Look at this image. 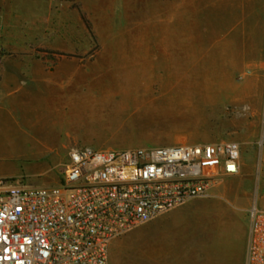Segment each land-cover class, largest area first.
Instances as JSON below:
<instances>
[{
  "label": "rangeland",
  "instance_id": "1",
  "mask_svg": "<svg viewBox=\"0 0 264 264\" xmlns=\"http://www.w3.org/2000/svg\"><path fill=\"white\" fill-rule=\"evenodd\" d=\"M118 41L149 45L122 63L105 60L104 44ZM4 81L30 102L15 107L14 125L1 133L4 185L55 187L77 146L257 142L264 129V0H0ZM73 99L84 110L78 123L52 125L50 111L68 120ZM215 192L116 238L109 263L195 264L205 255L207 264H222L223 252L235 259L243 249L245 257L248 210ZM197 217L200 231L192 229Z\"/></svg>",
  "mask_w": 264,
  "mask_h": 264
},
{
  "label": "built area",
  "instance_id": "2",
  "mask_svg": "<svg viewBox=\"0 0 264 264\" xmlns=\"http://www.w3.org/2000/svg\"><path fill=\"white\" fill-rule=\"evenodd\" d=\"M240 144L67 152L55 187L0 181V264H110L111 243L237 175ZM244 264H264V210L247 211Z\"/></svg>",
  "mask_w": 264,
  "mask_h": 264
},
{
  "label": "crops",
  "instance_id": "3",
  "mask_svg": "<svg viewBox=\"0 0 264 264\" xmlns=\"http://www.w3.org/2000/svg\"><path fill=\"white\" fill-rule=\"evenodd\" d=\"M228 1V0H221ZM233 4L236 0H230ZM161 44V42H160ZM149 45L148 42H107L104 44L102 57L105 60L117 61L122 63V58H133L134 55L138 54L139 47ZM132 48V51L127 54L126 48ZM134 52V53H133ZM69 72L65 73L68 74ZM79 75V74H78ZM71 78H74V74H70ZM84 77L80 76V79ZM0 137L1 133L8 135V129H10L15 123L14 110L16 106L23 107L29 105L30 102L25 101V95L20 92V89L15 88V85L9 84V82H1L0 84ZM86 99V98H85ZM82 99L83 103L87 104L88 101ZM45 105L57 107L60 105L57 101L48 100L43 102ZM78 99H73L70 106V113L68 120L65 119L64 115L60 113H53L49 115L52 125L66 126L71 128L77 124V118L75 115L82 109H79L77 105ZM76 118V120H75ZM25 119V118H24ZM23 119V120H24ZM49 120V121H50ZM52 139H45L44 142L50 143ZM240 144V143H239ZM58 182H55L57 184ZM215 193H220L225 200L232 201L243 205L248 210L251 204L255 203L258 208L264 210V129L257 142H246L240 144V168L237 175L224 176L222 177L220 184L215 188ZM244 234L245 231L243 228ZM223 263L222 264H243L244 262V249L237 257L232 258L223 252ZM195 264H207L205 255L202 257L198 256ZM221 264V263H220Z\"/></svg>",
  "mask_w": 264,
  "mask_h": 264
},
{
  "label": "bare ground",
  "instance_id": "4",
  "mask_svg": "<svg viewBox=\"0 0 264 264\" xmlns=\"http://www.w3.org/2000/svg\"><path fill=\"white\" fill-rule=\"evenodd\" d=\"M96 87H99L100 89H101V87H102V89H104L105 87H104V85L103 84H98V85H96ZM97 89V88H96ZM191 225V224H190ZM191 226H193V225H191ZM206 226V225H205ZM205 228V227H204ZM193 230H199L200 231V229H202V224H201V218H196V219H194V226H193V228H192ZM215 226H214V228H213V231H211V233H212V236L213 235H215L214 233H215ZM183 233V232H182ZM221 245V244H220Z\"/></svg>",
  "mask_w": 264,
  "mask_h": 264
},
{
  "label": "trees",
  "instance_id": "5",
  "mask_svg": "<svg viewBox=\"0 0 264 264\" xmlns=\"http://www.w3.org/2000/svg\"><path fill=\"white\" fill-rule=\"evenodd\" d=\"M82 19L86 22V20H85V18H84V16H82ZM87 23V22H86Z\"/></svg>",
  "mask_w": 264,
  "mask_h": 264
}]
</instances>
